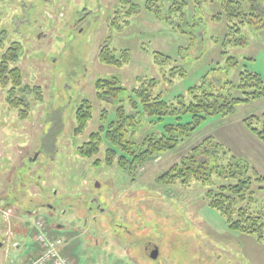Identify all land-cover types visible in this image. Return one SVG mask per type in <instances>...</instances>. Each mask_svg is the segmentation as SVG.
<instances>
[{"label": "rangeland", "instance_id": "1", "mask_svg": "<svg viewBox=\"0 0 264 264\" xmlns=\"http://www.w3.org/2000/svg\"><path fill=\"white\" fill-rule=\"evenodd\" d=\"M156 3L0 0V58L18 43L20 55L12 66L21 69L23 82L32 88L28 95L17 89L22 105L11 106L12 86L0 84V261L8 254L7 264H21L39 250V221L63 240L60 252L72 264H264V241L231 229L210 206L200 182L158 181L207 137L264 175V141L244 124L248 117L264 115V97L239 104L231 115L209 116L175 148L132 173L116 163L108 166L103 145L91 157L78 150L99 129L104 109L110 121L115 117V105L97 99V79L118 78L130 90L139 77H155L172 102L200 86L240 97L234 86L243 71L260 75L264 84L263 30L245 26L248 43L233 45L226 41V21L210 20L217 7L197 11L199 25L193 30L186 22L177 28L158 17ZM107 47L123 60L120 66L101 60ZM156 51L169 54L171 63L156 64ZM230 57L236 64H230ZM173 66L186 73L169 75ZM84 99L91 101L93 115L76 135V112ZM190 119L186 114L182 121ZM147 121L139 138L154 130ZM257 196L259 205L264 204V191ZM45 203L74 210L60 220L67 231L49 227ZM33 210L37 213L31 215ZM78 225L84 228L76 230Z\"/></svg>", "mask_w": 264, "mask_h": 264}, {"label": "trees", "instance_id": "2", "mask_svg": "<svg viewBox=\"0 0 264 264\" xmlns=\"http://www.w3.org/2000/svg\"><path fill=\"white\" fill-rule=\"evenodd\" d=\"M122 1L127 3V0ZM154 1L157 2L156 5H160L156 11L153 10L158 17L168 24L174 23L177 28H180L182 21L186 22L193 30L198 29L199 25L196 24L195 18L197 11H201L205 5L217 7L210 20L226 21V41L233 45L244 46L248 43L243 34L245 26L264 31V0ZM151 2L153 3V0H147V4ZM132 12L133 8H130L128 13ZM161 13H164V17ZM191 19L194 24H191ZM116 26L119 27L118 24H115ZM20 51L21 46L18 43L13 44L0 58V84L12 86L8 98L11 106L22 105V98L16 96L17 89L27 95L32 91V88L23 82L21 69L12 66L19 58ZM109 51L108 47L102 50L101 60L106 64L120 66L123 60L117 59L114 53ZM124 55L128 58L125 53ZM171 60L172 57L167 53L154 52L156 64L167 65ZM229 60L230 64H236L235 58L230 57ZM169 72V75L180 73L181 76L186 73L184 68L179 66H173ZM163 77L168 83L173 82L165 73ZM161 86V80L155 77H139L138 84L130 90L122 86L118 78L97 79V99L115 105V117L110 121L107 113L109 111L104 109L100 118L102 124L96 132L91 133L90 141L80 147L79 152L91 157L103 145L108 166L116 163L132 173L140 165L166 150L175 148L209 116L231 115L239 104L264 97L262 78L248 71L241 73V81L234 86L241 91L240 97L232 96L231 90L224 93L200 86L190 88L188 96L179 95L178 100L172 102L164 98ZM39 89L37 86L34 90L38 92ZM186 114H189L191 119L183 122V115ZM92 115L93 105L90 100L84 99L76 112V135L84 132ZM22 116L25 117V114ZM144 118L154 130L139 138V128ZM167 118H173L175 122L166 123ZM244 124L259 140L264 141V115L248 117L244 119ZM99 163L100 160H97L96 164ZM158 181L167 184L178 182L185 186L190 185L192 181L200 182L206 188V198L210 206L227 219L231 229L256 234L264 241V204L259 205L257 200V193L264 191V175L251 169L245 159L231 153L219 140L213 137L204 139L161 174ZM48 235L59 238L49 233ZM37 243L41 251L38 256L30 257L29 262L43 253L38 240Z\"/></svg>", "mask_w": 264, "mask_h": 264}, {"label": "built area", "instance_id": "3", "mask_svg": "<svg viewBox=\"0 0 264 264\" xmlns=\"http://www.w3.org/2000/svg\"><path fill=\"white\" fill-rule=\"evenodd\" d=\"M36 225L40 228L37 240L41 244L43 253L28 264H72L70 259L60 252V247L63 244L62 239L50 237L41 222L38 221Z\"/></svg>", "mask_w": 264, "mask_h": 264}, {"label": "flooded vegetation", "instance_id": "4", "mask_svg": "<svg viewBox=\"0 0 264 264\" xmlns=\"http://www.w3.org/2000/svg\"><path fill=\"white\" fill-rule=\"evenodd\" d=\"M37 156V154L35 155V157ZM32 157L29 158V161L32 162ZM56 195V193H55ZM97 199L96 198H93L91 199V202L92 203H96ZM43 205L45 206V208L47 209V212H46V216L49 218L50 221H48L49 223V227H52L54 230H64V231H67V225L66 224H63L60 220L63 219L64 217H68L70 215H73L72 213H74V210L73 209H64L62 208V206L58 203V204H52V203H45V204H42V207ZM60 205V207H59ZM99 207V206H98ZM93 209V206L91 207H88V210H92ZM37 213L36 210H33L31 211V215ZM76 217V216H75ZM84 227L82 226H76V230H80ZM147 253L149 252L150 255L153 254V250L150 252L148 251V249H146Z\"/></svg>", "mask_w": 264, "mask_h": 264}, {"label": "crops", "instance_id": "5", "mask_svg": "<svg viewBox=\"0 0 264 264\" xmlns=\"http://www.w3.org/2000/svg\"><path fill=\"white\" fill-rule=\"evenodd\" d=\"M41 250H38L34 255H31L30 257H35V256H38L39 255V252H40ZM38 254V255H37ZM29 257V259L28 260H23V262H21V264H27L28 262H29V260L31 259ZM9 258V256H8V254L5 256V258H4V260L2 259L1 261H0V264H7V259Z\"/></svg>", "mask_w": 264, "mask_h": 264}]
</instances>
